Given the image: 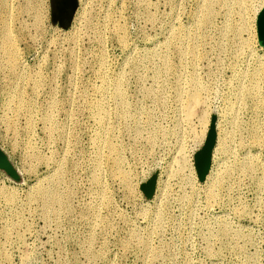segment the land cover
I'll list each match as a JSON object with an SVG mask.
<instances>
[{"label": "rangeland", "instance_id": "1", "mask_svg": "<svg viewBox=\"0 0 264 264\" xmlns=\"http://www.w3.org/2000/svg\"><path fill=\"white\" fill-rule=\"evenodd\" d=\"M0 1V264H264V43L233 30L258 0L203 28L205 0Z\"/></svg>", "mask_w": 264, "mask_h": 264}, {"label": "bare ground", "instance_id": "2", "mask_svg": "<svg viewBox=\"0 0 264 264\" xmlns=\"http://www.w3.org/2000/svg\"><path fill=\"white\" fill-rule=\"evenodd\" d=\"M248 1V0H247ZM246 0H205V3H206V6H205V8H204V11L202 12V15L199 17V19H198V23H199V25L203 28L208 22H209V20H210V17H211V15H212V10H211V6L215 3V2H220V3H222L223 5H225V7H227V6H229L230 7V9H231V7L232 8H235V6L238 8V10L240 11V9H241V7L247 2ZM259 1V4H257L258 6H257V8L255 9V12H254V15L251 17L252 18V22L253 23H248L247 22V20H245V21H243V22H239V24H237V26H235V28L233 29L234 31H235V34H240L242 31H249L250 30V34L252 35V37L255 39L256 38V25H255V22L257 21V19H258V17H259V15H260V13H261V11H262V9L264 8V0H258ZM1 2V1H0ZM35 2V1H34ZM3 3V2H2ZM1 5V4H0ZM5 5V4H4ZM33 5V4H32ZM32 5H31V7H32ZM34 5H35V3H34ZM7 7V6H6ZM28 7V6H27ZM30 7V6H29ZM1 8V7H0ZM33 8V7H32ZM4 9V7L2 8V10ZM35 9H37V7H35ZM34 8H33V10H35ZM26 10H28V9H26ZM1 11V10H0ZM38 11V10H37ZM37 11H36V13H37ZM7 13H8V11H7ZM1 14V13H0ZM7 15V14H6ZM37 15H40L39 13L37 14ZM2 17H4V16H2ZM7 17V16H6ZM5 17V18H6ZM239 17L241 18V19H249V16H247L245 13H239ZM0 21H1V19H0ZM6 23V22H5ZM4 23V24H5ZM246 23V24H245ZM4 24H2V25H4ZM7 25V24H6ZM5 25V26H6ZM8 27V26H7ZM1 28V27H0ZM5 28V27H4ZM229 28V27H228ZM227 28V29H228ZM2 29V28H1ZM7 29V28H6ZM5 31H7L6 33H4L3 34V47L5 46H9V42H10V39H11V34H9V31H8V29L7 30H5ZM233 31V32H234ZM240 36V35H239ZM0 37V40L2 39ZM239 40V43H240V40L242 39H240V38H238ZM242 40H244V39H242ZM13 41V40H12ZM12 41L10 42V44H11V46H12ZM247 41V40H246ZM246 41H242V43L243 42H245V44H246ZM16 42V41H15ZM1 43V42H0ZM241 43V44H242ZM1 45V44H0ZM15 45V44H14ZM243 45H244V43H243ZM238 46V45H237ZM5 47H4V49H5ZM193 46H190V48H192ZM240 47V46H239ZM1 48V47H0ZM7 48V47H6ZM188 48V47H187ZM10 49V48H9ZM13 49H15V48H13ZM1 50V49H0ZM3 50V49H2ZM7 50V49H6ZM5 50V51H6ZM188 50V49H187ZM192 50V49H191ZM264 50V49H263ZM5 51H4V53H5ZM12 51V50H11ZM189 51V50H188ZM14 52H15V50H14ZM8 53V52H7ZM6 53V54H7ZM193 53V52H192ZM11 54L12 53H9V56H11ZM14 54V53H13ZM5 55V54H4ZM18 55V54H17ZM5 56H7V55H5ZM9 56H8V58H9ZM12 58H15V60H13L12 59V61H14V62H16L17 61V59H16V55H12L11 56ZM6 60V59H5ZM11 60V59H10ZM8 62V61H7ZM6 62V63H7ZM9 65H10V63H8ZM16 64V63H15ZM14 65V64H13ZM17 65V64H16ZM9 67V66H8ZM11 67H12V64H11ZM10 67V68H11ZM16 67H18L19 68V66H16ZM166 67H167V60H165L164 61V68L166 69ZM17 68V69H18ZM13 69H14V67H13ZM15 70V69H14ZM13 70V71H14ZM262 70V68H254V70H253V72L255 73V72H260ZM16 71V70H15ZM16 73V72H15ZM244 73H246V72H244ZM33 75V74H32ZM245 75V74H244ZM15 77H17V76H15ZM242 77V76H241ZM248 78V77H247ZM246 78V79H247ZM250 79H252L251 80V84H250V86L248 87V91L245 93V91L243 92V87H245V86H243V87H241V85L239 86V92L237 93L238 95V104H245V102H244V99H245V96L246 97H249L250 95H254L255 96V98L258 96V94H259V86H258V83H257V80H259V78L257 79V78H255L253 75H250ZM34 80V79H33ZM249 81V80H248ZM256 81V82H255ZM33 82V81H32ZM34 84V83H33ZM243 84V83H242ZM120 85H121V82H119V83H117V85H116V88H115V92H116V95L118 96V98H119V106H118V108H117V112H118V114H120V117H125L126 116V114L127 113H125V109H127V108H125V103H124V98H123V92L121 91V89H120ZM248 85V84H247ZM34 87H37V86H35L34 85ZM201 88H203V85L200 83L199 84V82H198V80H195L194 81V87H193V90L189 93V95H188V97H187V100H186V102H185V104L184 105H182V107L184 108V112H185V115H186V118H185V121H188L189 120V118L193 115V112H194V110H195V108L197 107V106H199V104H201V103H203V98H202V96H201V92H200V90H201ZM245 89V88H244ZM151 91V90H150ZM177 93V97H180V92L177 90L176 91ZM154 93V92H153ZM249 93V94H248ZM251 93V94H250ZM114 95H115V93H114ZM261 95V94H260ZM17 96V95H16ZM254 98V99H255ZM258 99L259 98H257V100H255V102L253 103V107H254V105H256L258 102L260 103V101H258ZM260 99H261V97H260ZM252 100V99H251ZM262 100V99H261ZM254 101V100H253ZM247 103V102H246ZM18 104V103H17ZM248 105V104H247ZM20 106V105H19ZM248 107V106H247ZM101 112V114H103L104 112H103V110H100ZM127 112V111H126ZM128 112H129V110H128ZM50 115V114H49ZM48 115V116H49ZM128 115H129V113H128ZM50 119H52L51 117H50ZM49 119V120H50ZM105 119V118H104ZM48 120V121H49ZM47 121V122H48ZM204 124V123H203ZM205 127V126H204ZM197 136V135H196ZM105 137V136H104ZM100 138V137H99ZM105 139V138H104ZM107 139V138H106ZM102 140V139H101ZM103 142H104V140H103ZM109 142V141H108ZM108 142H107V144H108ZM105 143V145H107L106 144V142H104ZM100 144V143H99ZM103 144V143H102ZM108 146H109V144H108ZM107 146V147H108ZM108 149L110 150V151H114V150H116V148L113 146V145H110L109 147H108ZM102 151V150H101ZM100 151V154L103 152H101ZM98 155H99V153H98ZM37 156V155H36ZM36 158V157H35ZM38 159V158H37ZM39 159H40V157H39ZM38 159V160H39ZM42 159V158H41ZM119 162H120V160L118 159V158H116L115 160H114V166H119ZM53 170V169H52ZM211 170V169H210ZM209 175H210V173H207L206 174V178H208L209 177ZM63 175H57V176H55V177H53L52 179H51V182L53 183V186L51 187V190H45L44 188H42V187H39L38 188V190H36L37 191V194H38V196H40V197H43L44 198V200L45 199H47V198H49L50 197V199L52 198L53 200H60V199H58V196H59V194H58V190H57V184H58V181L59 182H61L60 181V179H61V177H62ZM122 177V180L124 181V182H126V180H127V176H121ZM219 183V180L218 179H216V180H214V182H213V184L214 185H216V184H218ZM220 184V183H219ZM213 185V186H214ZM59 186V185H58ZM216 187V186H215ZM50 189V188H49ZM35 190H34V192H36ZM214 191V190H213ZM31 194V193H30ZM36 194V193H35ZM35 194H32V195H35ZM212 194H214V193H212V189H210L209 190V196L210 197H212L213 195ZM31 197H33V196H31ZM30 197V198H31ZM35 197V196H34ZM42 198V199H43ZM34 199V198H33ZM36 199V198H35ZM37 199H39L38 197H37ZM51 199V200H52ZM40 200H41V198H40ZM52 200V202H54ZM42 201V200H41ZM58 201H56V202H58ZM63 201V200H62ZM47 202V201H46ZM55 202V203H56ZM66 202V201H65ZM50 203H51V201H50ZM63 203V202H62ZM43 204V203H42ZM58 204H59V202H58ZM65 204H67V203H65ZM45 205L47 206V204H44V207H45ZM48 207V206H47ZM58 207H60V206H58ZM52 208V207H51ZM62 208H63V206H62ZM53 210V209H52ZM43 211H44V209H43ZM161 217V216H160Z\"/></svg>", "mask_w": 264, "mask_h": 264}, {"label": "water", "instance_id": "3", "mask_svg": "<svg viewBox=\"0 0 264 264\" xmlns=\"http://www.w3.org/2000/svg\"><path fill=\"white\" fill-rule=\"evenodd\" d=\"M257 35L258 39L261 43H264V8L262 9L258 19H257ZM215 137L213 135L212 129L209 131L207 140L205 142V145L201 151V153L198 154L195 161V167L197 170V174L199 178H203L206 176L207 171L209 169L210 165V155L211 150L214 145Z\"/></svg>", "mask_w": 264, "mask_h": 264}]
</instances>
